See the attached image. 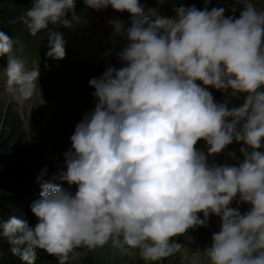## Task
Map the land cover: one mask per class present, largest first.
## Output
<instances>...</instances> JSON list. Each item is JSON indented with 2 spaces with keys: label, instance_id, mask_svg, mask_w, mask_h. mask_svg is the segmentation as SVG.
<instances>
[{
  "label": "clouds",
  "instance_id": "clouds-1",
  "mask_svg": "<svg viewBox=\"0 0 264 264\" xmlns=\"http://www.w3.org/2000/svg\"><path fill=\"white\" fill-rule=\"evenodd\" d=\"M83 2L129 13L126 34L115 28L127 40L118 54L123 66L89 81L97 103L75 127L66 170L38 178L40 197L30 205L35 226L14 216L0 224L13 254L33 264L44 250L66 264L74 249L113 238L124 253L139 249L145 261H160L180 247L173 238L215 215L221 227L205 251L209 264H264V12L246 3L234 18L222 7L181 6L167 18L145 13L139 0ZM75 6L32 0L22 22L36 36L50 25L68 26ZM48 39L47 57L63 60V36L51 32ZM12 51V38L0 31L6 90L22 104L35 94L39 70H26ZM209 87L231 89L244 103L229 110ZM201 140L207 155L195 147ZM234 141L244 145L238 166L208 164ZM57 180L75 185V194ZM237 197L251 206L243 215L230 206Z\"/></svg>",
  "mask_w": 264,
  "mask_h": 264
},
{
  "label": "rangeland",
  "instance_id": "rangeland-1",
  "mask_svg": "<svg viewBox=\"0 0 264 264\" xmlns=\"http://www.w3.org/2000/svg\"><path fill=\"white\" fill-rule=\"evenodd\" d=\"M148 1L153 0H139L145 13L149 9L156 11V7ZM228 2L235 9L244 7V2L253 4L251 0ZM24 3L32 5V0H24ZM164 3H167L163 6L165 10H169L173 4L171 0ZM257 4L264 9V0H258ZM195 7L203 10L201 6ZM109 9L110 7L96 11L88 8L83 0H76L74 13H84L74 17L71 23L78 32L57 24L50 25L48 31L37 34L38 39L31 42L33 48H43V55H46L49 51V34L60 33L65 41L66 56L59 61L48 57L57 67L51 69L53 71L44 77V81H37L35 94L22 104L6 90L7 63L4 60L7 57L3 59L0 57V142L10 148L19 146L27 148V152L31 154L28 157V164L33 175L37 173L33 180H38L42 174L45 180H51L60 171L66 170L64 154L71 150L70 138L75 127L85 114L94 111L97 103L95 89L90 87L89 81L102 77L108 67L119 69L123 66L118 54L127 45V40L99 35L105 32L107 19L98 15ZM88 11L91 13H87ZM74 13H69L68 16ZM94 13L97 16L93 15ZM35 42H39V45ZM27 49V45L18 37L15 50H18L20 59L21 51L24 50L31 60L38 61L39 57L41 58L42 53L39 52L38 57L35 50L28 49L27 52ZM88 97L94 99L91 106L87 102ZM242 146H244L242 143L234 141L222 153L208 156L210 160L207 162L210 166L224 165L223 159H231L232 153L239 156L236 159L242 162L243 155L240 152ZM33 148L42 156H34ZM259 151L264 152V146ZM59 182L55 181L57 184ZM76 189L71 193L75 194ZM34 196L39 198V195ZM238 201L239 197L231 207L238 209L242 215L247 213L251 206ZM199 217L203 219V215ZM220 227V218L210 215L206 227L191 228L182 236L173 238L180 247L171 256L160 261H145L139 249H131L124 253L113 247V238H109L103 246L95 248L81 246L74 249L66 264H209L205 251L212 243L213 234L219 232Z\"/></svg>",
  "mask_w": 264,
  "mask_h": 264
},
{
  "label": "trees",
  "instance_id": "trees-1",
  "mask_svg": "<svg viewBox=\"0 0 264 264\" xmlns=\"http://www.w3.org/2000/svg\"><path fill=\"white\" fill-rule=\"evenodd\" d=\"M190 3L208 7H215L217 0H188ZM225 1V0H222ZM30 4L24 3V0H0V31L4 32L15 42V38L20 37L31 51L35 50L43 55V48H33V42L38 36H32L24 23L22 16ZM224 15L231 16L229 13ZM32 42V43H31ZM38 43L39 42H35ZM34 43V44H35ZM25 147H8L0 142V224L6 223L11 217L21 219L29 226L34 227L38 222L37 218L32 214L30 205L38 199L34 196L41 193L38 180L32 178V169L28 164L29 154ZM34 156H42L39 151L33 148ZM59 186L65 188L69 192H73L76 186H69L67 183ZM77 190V189H76ZM69 254V259L71 258ZM0 264H26L19 255L13 254L11 245L2 236V228H0ZM33 264H59V260L55 256L48 255L44 250H38Z\"/></svg>",
  "mask_w": 264,
  "mask_h": 264
}]
</instances>
